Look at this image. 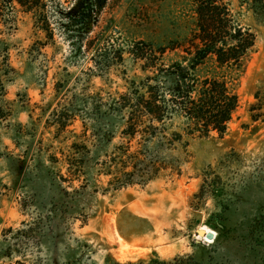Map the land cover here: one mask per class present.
I'll list each match as a JSON object with an SVG mask.
<instances>
[{
  "label": "rangeland",
  "instance_id": "1",
  "mask_svg": "<svg viewBox=\"0 0 264 264\" xmlns=\"http://www.w3.org/2000/svg\"><path fill=\"white\" fill-rule=\"evenodd\" d=\"M89 1L87 17L72 24L65 13L79 0L47 1L53 41L31 14H13L11 115L0 119V264H264V1L255 10L230 0L256 40L230 84L238 104L224 135H183L178 166L117 188L121 175L104 173L117 147L139 150L145 164L151 156L138 136H122L120 113L106 111L141 74L121 48L187 37L191 0ZM58 111L74 118L57 136ZM72 143L91 150L78 177L67 173L69 160L77 164ZM216 220L224 226L216 240L197 235L216 236Z\"/></svg>",
  "mask_w": 264,
  "mask_h": 264
},
{
  "label": "trees",
  "instance_id": "2",
  "mask_svg": "<svg viewBox=\"0 0 264 264\" xmlns=\"http://www.w3.org/2000/svg\"><path fill=\"white\" fill-rule=\"evenodd\" d=\"M47 1L0 0L1 120L11 115L10 111L5 110L8 102L4 96L5 86L15 73L9 61V44L6 42L7 36L16 29L13 14L17 10L31 14L36 29L44 32L47 40L53 41ZM238 1L240 5L247 4V8L256 10L264 0ZM191 7L194 28L187 37L156 45L136 41L121 48V60L122 53L129 54L139 64L141 74L131 78L125 93L112 99L106 111L110 114L120 113L122 136L128 142L138 136V144L148 149L151 156L145 164L144 159L138 158L139 150L130 152L129 145L117 147V153L104 162H109L105 174H115V179L121 175L116 188L132 183L136 177L144 181L158 174L160 169L178 166L182 158L173 152L176 144L180 147L187 145L182 140L183 135L204 138L215 132L221 137L237 107L238 98L230 84L235 79L234 75L247 64L256 35L250 28L241 25L239 12L233 13L230 0H191ZM77 8L78 11L65 13L70 24L75 20L83 22L91 3L89 0H79ZM38 44L45 43L38 41ZM87 44L90 46L91 41L88 40ZM58 112L53 121L57 136L66 130L69 121L74 118L72 112ZM176 120L179 125L174 126ZM70 147L78 149L79 144L72 143ZM90 152L86 148L84 152L78 149L77 164L69 160L67 173L73 177H78L79 173L83 175V164ZM128 167L131 170L127 171ZM149 173L151 176H148ZM59 179L71 180L62 175H59ZM209 225L217 232L216 240L224 228L223 223L216 220ZM148 264L169 262L150 259Z\"/></svg>",
  "mask_w": 264,
  "mask_h": 264
},
{
  "label": "water",
  "instance_id": "3",
  "mask_svg": "<svg viewBox=\"0 0 264 264\" xmlns=\"http://www.w3.org/2000/svg\"><path fill=\"white\" fill-rule=\"evenodd\" d=\"M197 235L206 238L207 240H213L215 238V234L211 231L205 232L203 230H197Z\"/></svg>",
  "mask_w": 264,
  "mask_h": 264
},
{
  "label": "bare ground",
  "instance_id": "4",
  "mask_svg": "<svg viewBox=\"0 0 264 264\" xmlns=\"http://www.w3.org/2000/svg\"><path fill=\"white\" fill-rule=\"evenodd\" d=\"M206 239V238H205Z\"/></svg>",
  "mask_w": 264,
  "mask_h": 264
}]
</instances>
